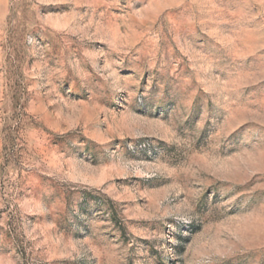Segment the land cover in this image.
Here are the masks:
<instances>
[{"label": "rangeland", "instance_id": "rangeland-1", "mask_svg": "<svg viewBox=\"0 0 264 264\" xmlns=\"http://www.w3.org/2000/svg\"><path fill=\"white\" fill-rule=\"evenodd\" d=\"M0 264H264V0H0Z\"/></svg>", "mask_w": 264, "mask_h": 264}]
</instances>
